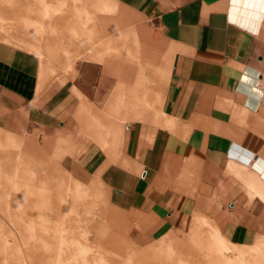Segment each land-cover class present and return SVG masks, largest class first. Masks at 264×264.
Instances as JSON below:
<instances>
[{
    "label": "crops",
    "instance_id": "0c3cea01",
    "mask_svg": "<svg viewBox=\"0 0 264 264\" xmlns=\"http://www.w3.org/2000/svg\"><path fill=\"white\" fill-rule=\"evenodd\" d=\"M119 1L136 60L82 59L42 78L40 54L0 42V130L54 148L66 138L61 167L98 179L141 247L196 213L229 244L264 240V0Z\"/></svg>",
    "mask_w": 264,
    "mask_h": 264
},
{
    "label": "rangeland",
    "instance_id": "374dc122",
    "mask_svg": "<svg viewBox=\"0 0 264 264\" xmlns=\"http://www.w3.org/2000/svg\"><path fill=\"white\" fill-rule=\"evenodd\" d=\"M12 1L16 2L18 0ZM25 1L26 2H22L27 6L34 4L37 0ZM110 1L113 6L112 9L108 7L99 9L94 0H72L70 4L65 1H60V8L64 10L62 13L58 14L55 19H52L54 20L53 23L55 27H57L55 29L59 32L57 35L62 39H69L74 35L83 36L85 40L89 42L88 46H86L87 48L79 45L77 46L84 54L91 52L90 49L93 46L89 47V44L95 41L98 44L101 42L99 48L103 50L96 51L92 59L102 60L105 57L120 58L122 53L123 57H126V47L128 44L131 41L137 42L135 32L131 26L130 29H128L130 23L129 14H127L125 10L119 8L120 1ZM73 9L74 11H72ZM33 12V10H27L25 8L19 15H15L13 18H9V16L4 14L0 27V42L12 44L15 47L18 46L17 48L31 50L36 52L35 54L39 57L41 55L45 65L50 66V68L41 66L40 76H42V78L50 77L60 70L74 72V64L83 59L75 57V52L77 50L75 51L70 48L67 53L66 50L63 51L58 48L59 50H57L55 54L57 58L55 56L50 57L47 55V51H43L46 50V47H41L38 43V39L33 35L26 34L25 36L27 39H23V31L27 28L25 27L24 21H26L25 19L30 21L36 19ZM123 16L128 18H122ZM120 32L122 35L121 40H117L116 43L112 42V39L115 36H119ZM57 45L60 46L61 44ZM137 45L138 44L133 46L134 55L128 58L134 60L138 59V53L136 51ZM74 47L75 44L72 43V48ZM53 70L58 71L53 73ZM131 102L137 103L138 106L139 101L136 99L135 95L132 96L131 101H127L126 105ZM162 116L163 114L161 111H158L157 117L162 118ZM96 122L101 130L107 131L113 138L119 136L120 133L117 130V125H113L115 123L106 126L104 122L97 117ZM172 125L173 123L171 120V126ZM17 139L26 144L24 146L30 155L36 157L38 160H43V168L38 165L31 174L38 176L36 178V183L40 179L44 181L47 192L43 190L44 187L42 189L39 188V190H43L46 194L47 201L45 202L49 203L51 199L56 201L57 199H59V201L63 199V202L60 201L62 206L61 211L59 208H54L55 210H53L55 214L54 219L57 217V219L60 220L59 213H61V220H63V222L65 221V224L74 220L76 224L79 225L78 229L81 232L89 230L93 233L94 237L103 234L107 235L108 245L111 248L108 254L110 264H115V261L117 262L118 259L125 260L126 256L133 258L136 254L142 262L145 260L153 261L157 259L170 260L171 256L175 258V256L180 255L182 260H177L176 257L174 261L176 264H192L194 261H196V263H202L203 254L210 257L206 262L207 264H228L229 262L232 264H241L243 260L252 262L256 258L264 256V240H258L251 246L229 244L223 239L213 222L209 221V219H205L204 216L198 213L193 216L188 229L172 233L173 235H164L155 243L150 244L149 246L152 247L147 251L148 253H145L143 250L149 246L141 247L143 245L139 246L134 242L136 236L135 230H132V227H135V225L132 226L134 223L133 217H130L131 215H129V212L121 211L115 206L114 202L110 201L111 194L104 189L100 181L96 179L91 184H84L61 167L60 160L66 153L70 152L66 138L62 136L58 137L55 148L53 146L50 147L45 138L40 139L30 136L17 137ZM0 141L2 142L1 144H4L2 137ZM1 151L0 149V152ZM49 162L56 165L57 169L49 172ZM36 171L38 173H35ZM9 173H11V175ZM16 174L18 180L23 178L22 180H25L23 183H29L31 174L21 173L18 170L15 171V175ZM18 174L20 175L18 176ZM3 176L5 177L2 178ZM11 176L12 172H0V264H26V248H28V246L41 248L47 245L43 240L44 238L39 234L43 228L40 226V219L37 217L39 211L43 210L42 208H47V206H39V193H36L37 190L35 188L31 194L29 192V195L27 194L28 192H24V194L21 195L16 194L10 182ZM41 176L42 178H40ZM17 183L16 178L15 186ZM76 183H79V188L82 190H79V193H76ZM68 190L73 191L75 195L68 193ZM29 196H31V199H29ZM56 207H58V205ZM31 212L32 214L30 215ZM87 222L89 226L86 227L84 223ZM29 226H31L32 231ZM129 229V236L132 240L128 236ZM207 239L213 241L210 242V246L206 244ZM5 241H7L8 245L13 244L12 248H8L5 245ZM127 241H130L134 247H137V253L131 246H128ZM175 246L176 250L173 251L172 247ZM196 253H198V255H195ZM237 253L239 254V258L242 257L241 259L234 261L227 257V254ZM5 257L8 258V262H4Z\"/></svg>",
    "mask_w": 264,
    "mask_h": 264
},
{
    "label": "bare ground",
    "instance_id": "6f19581e",
    "mask_svg": "<svg viewBox=\"0 0 264 264\" xmlns=\"http://www.w3.org/2000/svg\"><path fill=\"white\" fill-rule=\"evenodd\" d=\"M22 1L26 2L25 0ZM22 1L18 0L15 2L12 0H0V27L3 21L2 17L4 14L9 16V18H13L15 15H19V13H21L26 8L27 10L34 11L33 14L36 17V19L32 21L25 19L26 20L24 21L26 25L25 27L27 28H25V31H23L24 32L23 39H27V37L25 36L26 34L33 35L35 38L38 39L39 41L38 43L41 45V47H46V50L43 51H47L48 56L50 57L55 56L56 51L59 50L58 48L62 49L63 51L66 50L67 53L71 48L74 49L75 51L77 50L75 52L76 53L75 57H79L83 59H92L94 58V53L96 51L103 50L99 48L101 42L98 44L96 41L95 42L92 41L94 43L91 42L92 44H89V47L93 46L90 49L91 52L84 54L82 53V51L79 50V47L77 46V45L81 47L88 46L89 42L86 41L83 36L80 37L78 35L73 34L74 36L70 37L69 39H62L59 37V35H57L59 32H57V30L55 29L57 27H55L53 23L54 20L52 19H55L58 16V14L62 13L64 10L60 8V1H65L68 4H70L72 0L71 1L70 0H37L34 4H30L27 6ZM94 1L99 9H103L107 7L111 9L113 8L110 0H94ZM72 11H74V9ZM121 36L122 35L120 32V35L115 36L112 39L113 40L112 42L116 43L117 40H121ZM72 43L75 44L74 48H72ZM57 44H61V45L58 46ZM136 44L138 43L134 41H131L128 44V46L126 47L127 57H132L134 55L133 46H135ZM55 57L57 58V56ZM126 107H129L131 111H135L137 108V103L131 102ZM113 125H117L116 126L117 130L120 133L121 132V128L119 127L120 124L115 123ZM6 132L1 131L0 134V138L2 137L4 141L3 142L4 144H1L2 142L0 141V149L2 150L0 152V172L1 173L12 172L10 182L12 187H14L16 194L21 195L24 194V192H28L27 194L29 195V192L31 194L33 189L35 188L37 190L36 193H39V198L37 197L38 200H40L39 206H47V208L46 207L42 208L43 210H40L39 214H37V217L40 219L39 224H41L40 226L43 228L42 231L39 232V234L41 235V237L44 238L43 240L47 245L46 246L44 245L41 248H33L32 246H28V248H26L27 250V257L25 258L26 264H110L108 254L111 248L108 245V239L106 238L107 235L103 234L94 237L93 233L89 230H86V232H81L78 229L79 225H77L74 220L65 224V221L63 222V220H61L62 217L61 213H59L60 220H58L57 217L54 219L55 214L53 213L54 212L53 210L59 208L61 211L62 206L60 201H62L63 199L59 201V199L56 198L57 201L51 199L49 200L50 201L49 203L45 202L47 200H46V194L44 193L43 190H45V192L47 191L45 188L44 181L40 179L36 183V178L38 176L31 174L35 171L36 166L40 165L43 168V160L42 159L38 160L36 159V157L30 155V153L26 151V148L24 146L26 144L24 142L19 141L17 139V136L11 135L10 133H6ZM35 147L37 148L36 145ZM49 164H50V168L48 169L49 172L50 171L52 172L53 170L57 169L56 168L57 166L54 165L52 162H49ZM16 170L20 171L21 173L31 174L30 175L31 179H29V183L27 182L23 183V181H25L22 180L23 178L18 180L17 174L15 175ZM35 173L38 172L36 171ZM9 174L11 175V173ZM240 174L245 175V173L243 172H241ZM19 175L20 174H18V176ZM4 177L5 176H3L2 178ZM16 178L18 183L15 186ZM40 178H42V176ZM252 181L250 183H252ZM254 183L252 185H254ZM255 185H259V184H255ZM43 187H44L43 190H39V188L42 189ZM250 187L253 190H255L253 186ZM67 188L71 189L69 187ZM79 190H81L79 188V183H76V193H79ZM257 190L258 188L255 191ZM67 192L75 195L73 191L68 190ZM29 197H30L29 199H31V196ZM57 205L58 207H56ZM31 214L32 212L30 213V215ZM84 224L86 227L89 226L88 222ZM29 228L32 231L31 226H29ZM206 242H207L206 243L207 246H210L211 245L210 242L213 241L207 239ZM127 244L128 246H131V248H133L134 251L137 253L136 251L137 247H134V245L130 241L129 242L127 241ZM5 245L8 248H12L13 246V244L8 245L7 241H5ZM151 247L149 246L145 248L143 252L148 253L147 251L150 250ZM175 248L176 246L172 247V250L175 251L176 250ZM195 255H198V253H196ZM176 257L177 260L179 259L182 260V257L180 255H177L175 256V258L174 256L173 257L171 256L170 260L157 259L153 261L145 260L142 262L136 254L134 255L133 258L126 256L125 260L118 259L117 262L115 261V264H176L174 262ZM202 257H203L202 263H196V261H194V263L192 264H207L206 262L210 257L205 256V254H203ZM227 257L234 261L242 258V257L239 258L238 253L227 254ZM8 261H9L8 258L5 257L4 262H8ZM228 264H232V263L229 262ZM241 264H264V256L260 258H256L252 262L251 261L246 262L243 260V263Z\"/></svg>",
    "mask_w": 264,
    "mask_h": 264
}]
</instances>
